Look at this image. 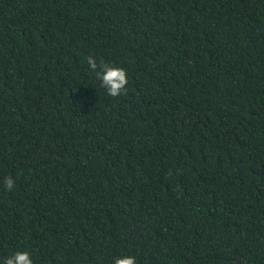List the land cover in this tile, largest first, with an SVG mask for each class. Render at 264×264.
<instances>
[{
	"label": "trees",
	"instance_id": "1",
	"mask_svg": "<svg viewBox=\"0 0 264 264\" xmlns=\"http://www.w3.org/2000/svg\"><path fill=\"white\" fill-rule=\"evenodd\" d=\"M23 250L264 264V0H0V264Z\"/></svg>",
	"mask_w": 264,
	"mask_h": 264
},
{
	"label": "clouds",
	"instance_id": "2",
	"mask_svg": "<svg viewBox=\"0 0 264 264\" xmlns=\"http://www.w3.org/2000/svg\"><path fill=\"white\" fill-rule=\"evenodd\" d=\"M89 70L94 72L101 81V87L106 89L110 97H120L127 94L128 73L125 68L110 63H104L89 55L87 58ZM4 187L8 192L13 191L15 179L9 175L4 178ZM3 264H34L32 255L29 251H16L13 255L6 257ZM113 264H138L135 255L117 256Z\"/></svg>",
	"mask_w": 264,
	"mask_h": 264
}]
</instances>
